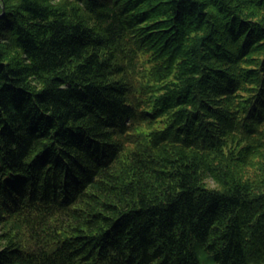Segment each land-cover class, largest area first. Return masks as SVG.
Here are the masks:
<instances>
[{"label":"trees","instance_id":"16d2710c","mask_svg":"<svg viewBox=\"0 0 264 264\" xmlns=\"http://www.w3.org/2000/svg\"><path fill=\"white\" fill-rule=\"evenodd\" d=\"M209 261L264 264V0H0V264Z\"/></svg>","mask_w":264,"mask_h":264},{"label":"rangeland","instance_id":"374dc122","mask_svg":"<svg viewBox=\"0 0 264 264\" xmlns=\"http://www.w3.org/2000/svg\"><path fill=\"white\" fill-rule=\"evenodd\" d=\"M140 63H141V71H140V74L137 75V79L140 81L141 86L146 88L148 86H151L149 84H153V86L155 87L157 84L150 81V78H147L148 74L152 76L151 73L153 71V65L151 63L147 62V57L142 58ZM254 160H256V159H254ZM245 170H248L249 173H253L248 167H246ZM209 184L212 185L213 184L212 181H209ZM210 263H212V262L209 261L206 264H210Z\"/></svg>","mask_w":264,"mask_h":264}]
</instances>
